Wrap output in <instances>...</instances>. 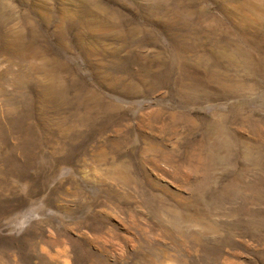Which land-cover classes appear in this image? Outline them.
Returning <instances> with one entry per match:
<instances>
[{"label":"rangeland","instance_id":"obj_1","mask_svg":"<svg viewBox=\"0 0 264 264\" xmlns=\"http://www.w3.org/2000/svg\"><path fill=\"white\" fill-rule=\"evenodd\" d=\"M178 1L197 44L249 53L258 71L222 62V93L202 66L178 67L183 26L145 1L0 0V264H264V0L251 27L241 0ZM58 16L72 18L55 33ZM83 19L111 23L91 58ZM134 26L147 36L127 38ZM38 49L57 56V82ZM81 86L104 115L77 103Z\"/></svg>","mask_w":264,"mask_h":264},{"label":"bare ground","instance_id":"obj_2","mask_svg":"<svg viewBox=\"0 0 264 264\" xmlns=\"http://www.w3.org/2000/svg\"><path fill=\"white\" fill-rule=\"evenodd\" d=\"M141 1L142 2L145 1V3L147 4V8L149 9V12H150L149 16H162L166 18L169 23V27L173 30L176 29L177 26H183L182 28H179V29L183 30L184 34L182 35L181 39H179V41L174 46H172L174 50H171L170 55H169V56H172V59H171L172 61L175 60L178 62V67L183 68L189 64H192V65L195 64L197 66H202L207 79L210 81H213L214 83H217V85H219L220 87L224 86L226 81L229 80L228 74L217 70L218 67L222 65L221 63L224 61H229V64H231V67L237 68L238 70H239L238 67L242 68L244 65L248 69V74L250 75L252 73V70L253 71L257 70L256 62L253 59H251V55L249 53H238V52L233 53V52H227L226 50H219V48L217 50H214L212 48L208 51L207 47L205 46H208V43L212 42V40L208 39L204 34L199 35V39L201 43L197 44L195 38H197L196 32L198 30L197 28L199 27L197 26V28H193L191 24H187L183 22L181 24H178L179 20H177V17L183 16L184 18L187 19L189 18L187 16L192 15V13L189 12V10L185 9L188 7L183 4L185 1L183 3L178 1L179 4H183L182 6L177 5V3L173 4L172 3L173 0H141ZM216 1L221 3L222 6H220V8L224 13H226L227 12L226 10H228L227 4L231 5L234 2V0H216ZM249 5H250V8L248 7ZM238 6L241 10L249 9L248 11L244 12L246 16H241V22L242 24H245V26L251 27L250 24L251 22H253L252 20L256 19L255 16H248V14L255 12V8L251 6V0H241ZM97 8L100 10L101 12L100 14L107 17L108 20L115 18L116 16H121L116 11L111 10L108 7H105L103 5L98 4ZM137 8L140 10L139 6H137ZM58 18H59V21L54 25L55 33H57L58 30L60 29L61 21H63L65 18L66 19L72 18V16H58ZM110 24L111 23L108 21L106 22L96 21V22L91 23L90 21L83 19L79 23V25H77L78 28L82 32L79 31L77 33H74L75 34L74 36L76 38L75 43L79 47H81V49L85 53H87V55L90 58L92 56H96L95 50L93 48L95 46H103L104 39L106 40L110 38V35L107 33L109 31V27L111 26ZM213 27L214 29H217L219 28V24L215 23L213 24ZM138 32L144 33L147 36V33L143 28L139 26H134L129 29L127 38H133L135 34H137ZM173 32H178V31H173ZM120 36L124 38V41H121L120 47H126L127 42H126L125 36L122 35L121 33H120ZM59 37H57V39L58 40L60 39L58 42L59 44H61V38ZM33 39L32 38L27 39V50H28L29 44L30 45L32 44L30 42L31 41L35 42ZM148 39L149 38L143 41V43L148 42ZM34 53L35 55H38V57L41 56L44 58L43 59L44 68L51 70V72L53 73L50 84H53V82H57L60 76V75L57 76L55 74V70L60 69V64L58 62V59L56 58L57 56H55L53 53H50L49 50L46 52L44 50V53H42V52H39V49H38L37 51L35 50ZM167 57L165 58L163 54H159L156 57L152 58L153 61L152 62L149 61L151 64L148 65L149 68L147 72L145 71L146 75L149 76L152 73L153 66L157 68L163 66L162 59L165 58V60L167 61L168 60ZM239 63H243V65L238 66ZM245 74L247 75L246 70H245ZM71 87L73 86L71 85ZM61 90L65 91L66 87L62 86ZM221 90H222V93L228 92V90L226 89V86L222 87ZM75 98L77 100V103L80 102L82 105H84V108L86 107L88 111H91L92 113L97 114V115H104L105 114L103 113L104 108L109 107L107 106V104H105V102L101 98H99L95 94L93 90L87 87H84V86H81L78 92H76ZM106 115L108 114L106 113ZM108 116L110 117V115Z\"/></svg>","mask_w":264,"mask_h":264}]
</instances>
